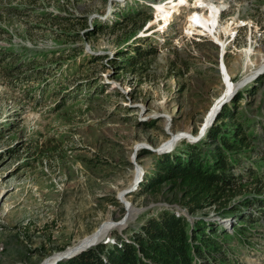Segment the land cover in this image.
I'll use <instances>...</instances> for the list:
<instances>
[{
	"label": "rangeland",
	"instance_id": "1",
	"mask_svg": "<svg viewBox=\"0 0 264 264\" xmlns=\"http://www.w3.org/2000/svg\"><path fill=\"white\" fill-rule=\"evenodd\" d=\"M231 93L259 134L243 164L264 172V0H0V264H39L107 222L113 242L164 209L221 224L229 264H264L260 203L236 228L240 211L190 213L146 184Z\"/></svg>",
	"mask_w": 264,
	"mask_h": 264
},
{
	"label": "trees",
	"instance_id": "2",
	"mask_svg": "<svg viewBox=\"0 0 264 264\" xmlns=\"http://www.w3.org/2000/svg\"><path fill=\"white\" fill-rule=\"evenodd\" d=\"M154 48L149 44L144 54L154 53ZM139 51L137 48L136 54H126L125 61L135 64L141 55ZM33 70L38 69H30ZM240 95L234 100L240 99ZM246 120L224 104L204 139L188 144L182 152L158 156L154 177L146 184L154 187L165 181L171 189L177 188L190 213L210 205L225 213L240 211L234 224L240 228L243 220L250 217L243 210L252 203L264 206L263 191L258 186L264 172L243 164L247 158L245 153L256 149L253 145L259 139ZM249 182L253 186L247 188ZM251 189L258 193L248 195L243 204L232 205L237 195ZM215 224L202 217L191 221L183 214L164 209L147 217L127 236L115 234L113 242H98L54 264H199L201 260L203 264H229L233 259L230 248L218 235L230 234L219 228L221 224ZM239 231L243 230H236Z\"/></svg>",
	"mask_w": 264,
	"mask_h": 264
},
{
	"label": "water",
	"instance_id": "3",
	"mask_svg": "<svg viewBox=\"0 0 264 264\" xmlns=\"http://www.w3.org/2000/svg\"><path fill=\"white\" fill-rule=\"evenodd\" d=\"M231 95H232V93L228 97L224 98L219 103V105L217 106V108L212 113V117H211L210 122L208 123V125L206 124V126L204 128L201 127L200 132H199V134L197 136H193V135H191L189 133H183V134H180V135H183L184 137H188V139H191V138H189V136H193L191 140H198L205 133V131L207 130L208 126L211 124L212 119L215 116V114L217 113V111L228 100V98ZM124 218H122V219H124ZM107 239H108V235L107 234H104L101 237L100 236H97V237H88V238H84V239L82 238L76 244H74V245H72L70 247H67V248H65V249H63L61 251H57L56 252V255L53 258L47 259L48 258L47 257V258L43 259L39 264H54L59 259L70 257V256H72V255L80 252L81 250L86 249L87 247H89L91 245H94V244H96L98 242H105V240H107Z\"/></svg>",
	"mask_w": 264,
	"mask_h": 264
},
{
	"label": "bare ground",
	"instance_id": "4",
	"mask_svg": "<svg viewBox=\"0 0 264 264\" xmlns=\"http://www.w3.org/2000/svg\"><path fill=\"white\" fill-rule=\"evenodd\" d=\"M201 27H203V26H201ZM204 28V27H203ZM223 70V69H222ZM213 110H211V112H212ZM214 112V111H213ZM211 117H212V114H211V116L209 117L210 119L209 120H211ZM208 120V122H210ZM141 172V168L139 167V168H137V169H135L134 170V172H133V178H132V182H131V184L133 183V182H135V180H137L138 178L137 177H139L140 176V173ZM120 192V196L121 197H123L124 199H125V197H124V193H125V190H122V191H119ZM129 204H130V202H129ZM129 209H131L132 208V205H130L129 207H128ZM112 225V222H107V223H105L104 225H103V227H101L99 230H97V232L96 233H94L93 234V236H90V237H96V236H100V234H104L105 232H103L105 229H107L109 226H111ZM103 232V233H102Z\"/></svg>",
	"mask_w": 264,
	"mask_h": 264
},
{
	"label": "built area",
	"instance_id": "5",
	"mask_svg": "<svg viewBox=\"0 0 264 264\" xmlns=\"http://www.w3.org/2000/svg\"><path fill=\"white\" fill-rule=\"evenodd\" d=\"M221 12H222V10H221Z\"/></svg>",
	"mask_w": 264,
	"mask_h": 264
}]
</instances>
